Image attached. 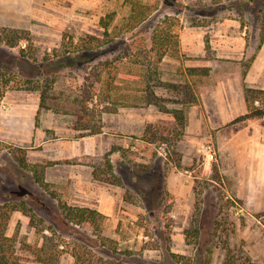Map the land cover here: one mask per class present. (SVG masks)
I'll list each match as a JSON object with an SVG mask.
<instances>
[{"label":"rangeland","instance_id":"1","mask_svg":"<svg viewBox=\"0 0 264 264\" xmlns=\"http://www.w3.org/2000/svg\"><path fill=\"white\" fill-rule=\"evenodd\" d=\"M139 1L151 13L127 30L129 0H0V25L28 32L39 59L24 62L19 47L0 48V67L6 65L10 73L4 74L13 79L0 99V203L24 200L35 213L31 219L14 211L6 233L30 245H59L58 264H264V146L253 152L264 143V115L243 110L233 122L224 115L226 98L242 103L244 86L264 89V48L253 72L261 85L241 82L258 44L262 0ZM167 16L178 20L171 30L178 45L173 42L157 66L151 55L145 66L129 62L139 47L149 49L153 30ZM102 19L110 22L106 35ZM65 36L105 43L84 56L40 61L59 53ZM214 47L231 58L217 57ZM208 60L200 66L207 74L188 73L189 65ZM157 77L189 85L197 98L183 108L187 126L177 139L170 111L181 107V98L157 86ZM221 81L226 87L218 93ZM148 87L169 112L147 102ZM41 93L47 108L36 117ZM86 103L96 106L102 131L80 137L86 132L75 130L74 121ZM255 105L264 108V101ZM230 127L233 137L226 134ZM147 129L171 138L147 140ZM232 138L238 145L231 146ZM14 147L27 148L48 190L18 167ZM108 153L114 171L102 175L108 182L97 181L91 172L106 168ZM61 203L103 209L101 232L69 223ZM19 252L20 264H37Z\"/></svg>","mask_w":264,"mask_h":264},{"label":"trees","instance_id":"2","mask_svg":"<svg viewBox=\"0 0 264 264\" xmlns=\"http://www.w3.org/2000/svg\"><path fill=\"white\" fill-rule=\"evenodd\" d=\"M255 0H249V2H254ZM130 4V13L125 18L123 22V27H125L127 30H133L140 26L150 15L151 13V6L148 4H144L139 0H129ZM259 12L262 13V17L260 19V30L258 35V44L256 45L253 54L251 55L250 59L248 60L247 64L245 65V72L249 68L251 62L256 58L257 53L260 51L263 43H264V0H262L261 7L259 9ZM114 16V13L112 15H109V18L112 19ZM178 23V20L174 17H166L164 22L162 24H159L154 30L150 37L151 40V46L147 51H143L144 49L138 48L137 53L129 59V62H131L135 66H145L144 59H148L151 55L153 57L155 65L161 64L164 57L168 53L170 47L178 45V41L175 40L176 35L172 33V27ZM110 26V22L102 19L101 21V27L105 31V35L108 33ZM95 43V45H94ZM105 41L97 38V37H89L87 40L84 38H78L75 39L74 37H64L62 44H61V50L59 53H54L51 55H45L42 57L40 61L47 63L50 62L51 59L59 58L60 55H68L73 54L76 55L80 52H82L81 56H84L86 54H90L94 47L101 46ZM19 47V55L18 59L24 62L29 63H37L39 61L38 57L36 58L35 55V48L33 47L31 43V37L28 32L21 31L14 28L4 27L0 26V48L4 49H14ZM89 61L93 60V56L88 57ZM188 73L190 75H197L200 72H203L202 74H207L208 69L207 68H200V67H189ZM4 72L10 73L9 69L6 65H3L0 67V99H2L5 95V89L8 88L10 85V82L13 81V79L7 77ZM15 76H17L16 73H14ZM13 76L12 78H14ZM153 77L149 76L146 78V81L149 79H152ZM25 83H32L29 78L23 79ZM157 86L160 87H168L172 89L177 96H179L181 99L179 101V105L181 107H175L170 111V114L172 116V119L177 122V126L180 129L179 132L176 133V139L180 137L182 134V131L187 126V120L185 117V113L183 108L188 104H192L197 101L196 96L191 93L190 86H182L177 85L174 83H167L163 81L160 77L156 78ZM148 86V85H147ZM4 88V89H2ZM154 89H150L149 87L145 89L146 93V99L147 102L151 105H154L159 108L160 111H166L169 112L165 108L164 99H162L160 96H158ZM244 100L247 107V111L249 112V116H258V115H264V108L255 105L256 102H262L264 101V89H257V88H251L248 86H244ZM45 95L44 93H41L40 97V103H39V109L37 111V116L42 108H47L45 105ZM94 108V109H93ZM96 106L90 107L89 103H86L81 106L80 112H84L83 115L77 114L76 119L74 121V129L77 131H82L86 133H80V137L86 136V135H94L101 133V125L97 123L96 117ZM241 118V117H240ZM150 134L151 138L147 140L153 141V139H160L164 142H168L170 140L169 133H160V132H154L147 129L145 131V135ZM11 155L14 159V161L18 164V167L22 169L23 171H32L33 172V179L36 184H38L43 190L49 189V183L45 181L43 172L38 171L37 168H35L34 163L30 162V160L27 157V148L23 147H14L11 149ZM111 153H108L106 155V168L104 170H101L98 172V170L94 169L92 171V176L95 180L108 182V179H103L102 175L105 173H113L114 166L110 159ZM216 170V168L214 167ZM101 173V174H100ZM61 211L63 212V217L66 219L69 223H73L76 225H87L92 227L94 233L98 235V233L101 232L102 224L104 215L99 212L98 210L90 207L85 206H71L67 203H61ZM14 211H20L26 216L33 219L35 217V213L33 209L26 203V201L18 200V201H8L4 203H0V264H20V249L24 250L34 262L37 264H58L60 257H61V251H59V245H48V244H42L41 246L37 245H30L28 243L22 242L19 239H17L16 236H8L6 231L7 227L11 218V214ZM32 224L36 225L35 221H31ZM41 222V221H40ZM45 230H49L51 232H54L53 228H44ZM42 229V230H44ZM20 245V247H19ZM76 260L78 262H82L80 260V256H75Z\"/></svg>","mask_w":264,"mask_h":264},{"label":"crops","instance_id":"3","mask_svg":"<svg viewBox=\"0 0 264 264\" xmlns=\"http://www.w3.org/2000/svg\"><path fill=\"white\" fill-rule=\"evenodd\" d=\"M0 26H3V25H0ZM4 27H8V26H4ZM220 37H222L221 39H228L229 40V37L226 34H220ZM214 48H215V50H217L216 51V56L217 57L231 58V57H228L226 54H222V55L219 54L220 51L217 49V47H214ZM263 48H264V43H263L260 51L257 53L256 58L253 60V62H251L249 68L246 71V73L242 76V78H241L242 84L243 83H247V84L250 83V85H255V86H258V87L261 85L260 82H259L260 81L259 78H257V79H254L253 78V72L256 69H258L260 67L261 63H262L261 62L262 61L261 57H262V54H263L262 53ZM229 49L231 50L230 47H229ZM216 56L213 55V57H209V59L216 58ZM241 58H240V60H241ZM209 61L210 60L206 61L205 63H201V64H192V65H189V67L209 66V63H208ZM235 80H237V78H235V77L231 78L230 84L231 85H235V83H236ZM221 83H223V86H222ZM224 86L226 87V83L224 81H221V82H219V84L217 86H215V89L214 90H216L219 93V90L222 89ZM246 86H249V85H246ZM224 90L229 94V92L227 91V89H224ZM216 91H213V93L216 92ZM243 97H244V95H243ZM226 100H227L226 101L227 102V106H226L227 113L224 114V115L228 117V120L227 121L233 122L234 120H236L237 118H239V115L242 114V111L243 110H246L247 111V107H246V104H245V100L242 99L243 100L242 103H238L236 105L231 104V99L230 98H226ZM235 110H239L238 113ZM40 112L38 114V117L40 115ZM36 116H37V112H36ZM242 116H244V115H242ZM225 122H224V124H226ZM230 129H231V131H228V129L226 130V134H227V136L231 135L233 137L234 132H235V129H234V127H230ZM94 135H98V134H94ZM236 145H238V143H236L234 141V139L232 138L231 139V146H236ZM260 146L263 147L264 146V143L259 144V145L256 144V146H254V148H253V152H255L254 157L256 156V153H257L258 150H259V153H260ZM242 147H243V144H240L239 145V149H242ZM251 151H252V148L250 146V153H249L250 155H251ZM80 153H82V152L79 151L77 153V156H79ZM91 176H92V172H91ZM92 178H93V176H92ZM108 205L113 206L114 205V201H111V204H108ZM98 211L101 212L105 216V211L103 209L99 208Z\"/></svg>","mask_w":264,"mask_h":264}]
</instances>
